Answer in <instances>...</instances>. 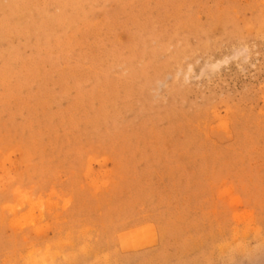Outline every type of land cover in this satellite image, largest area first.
I'll return each mask as SVG.
<instances>
[{"label": "rangeland", "instance_id": "1", "mask_svg": "<svg viewBox=\"0 0 264 264\" xmlns=\"http://www.w3.org/2000/svg\"><path fill=\"white\" fill-rule=\"evenodd\" d=\"M0 264H264V0H0Z\"/></svg>", "mask_w": 264, "mask_h": 264}, {"label": "bare ground", "instance_id": "2", "mask_svg": "<svg viewBox=\"0 0 264 264\" xmlns=\"http://www.w3.org/2000/svg\"><path fill=\"white\" fill-rule=\"evenodd\" d=\"M150 237V236H149Z\"/></svg>", "mask_w": 264, "mask_h": 264}]
</instances>
